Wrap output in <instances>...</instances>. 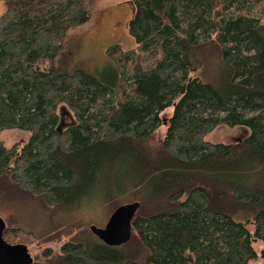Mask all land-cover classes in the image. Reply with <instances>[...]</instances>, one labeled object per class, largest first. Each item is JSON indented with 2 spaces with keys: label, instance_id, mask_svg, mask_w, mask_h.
<instances>
[{
  "label": "trees",
  "instance_id": "1",
  "mask_svg": "<svg viewBox=\"0 0 264 264\" xmlns=\"http://www.w3.org/2000/svg\"><path fill=\"white\" fill-rule=\"evenodd\" d=\"M92 1L0 0V178L54 210L123 167L121 195L139 203L128 242H65L58 264H264V0H129L134 47L106 48L104 79L55 66ZM207 42L223 63L218 88L189 77ZM60 106L72 123L57 131ZM219 126L247 133L204 140ZM6 130L27 139L7 147ZM31 237L2 231L8 245Z\"/></svg>",
  "mask_w": 264,
  "mask_h": 264
},
{
  "label": "rangeland",
  "instance_id": "2",
  "mask_svg": "<svg viewBox=\"0 0 264 264\" xmlns=\"http://www.w3.org/2000/svg\"><path fill=\"white\" fill-rule=\"evenodd\" d=\"M88 6L89 20L65 34L55 66L63 73L81 68L104 79L108 77L110 70L105 56L106 48L118 45L124 50H129L134 47L125 28L131 11L129 0H93ZM258 9L259 7L256 8ZM3 11L4 5L0 3V14ZM189 58L194 67L189 77L218 88L225 74L215 45L207 42L193 49ZM57 114L60 128L72 123L70 113L63 106L58 107ZM170 114L169 108L164 110L160 117L166 119ZM163 133L164 129L159 128L156 137L161 138ZM246 133V130L240 127L219 126L204 140L210 143L231 144ZM26 139L27 133L17 130H6L1 134V140L7 147ZM124 171L121 166L114 167L107 173V177L97 182L96 186L82 197L80 201L83 200V203L77 207L78 203L67 204L54 210L46 208L40 199L15 188L7 176L1 177L0 220L6 228H20L32 235V241L22 244L31 262H45L46 259L41 254L48 250L50 257L46 263L58 264L57 256L63 243L97 244L98 240L90 233L89 228H103L116 207L137 202V196L133 192L121 195L127 186L121 177ZM250 264H260V260Z\"/></svg>",
  "mask_w": 264,
  "mask_h": 264
},
{
  "label": "water",
  "instance_id": "3",
  "mask_svg": "<svg viewBox=\"0 0 264 264\" xmlns=\"http://www.w3.org/2000/svg\"><path fill=\"white\" fill-rule=\"evenodd\" d=\"M56 130H60V125ZM138 208V202L116 207L103 228L90 227V233L105 246L118 247L124 245L130 238L131 221ZM4 227L0 220V264H31V259L23 245H8L2 240Z\"/></svg>",
  "mask_w": 264,
  "mask_h": 264
}]
</instances>
